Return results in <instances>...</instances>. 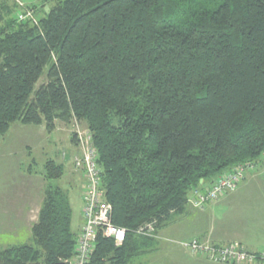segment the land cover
Here are the masks:
<instances>
[{
    "label": "trees",
    "instance_id": "obj_1",
    "mask_svg": "<svg viewBox=\"0 0 264 264\" xmlns=\"http://www.w3.org/2000/svg\"><path fill=\"white\" fill-rule=\"evenodd\" d=\"M16 11L1 4L0 137L15 123L86 124L127 230L120 247L99 235L88 264H131L156 239L138 229L158 234L193 190L264 156V0H56L38 25ZM64 174L45 163L47 181ZM32 236L0 264L74 257L67 191L47 186Z\"/></svg>",
    "mask_w": 264,
    "mask_h": 264
},
{
    "label": "crops",
    "instance_id": "obj_2",
    "mask_svg": "<svg viewBox=\"0 0 264 264\" xmlns=\"http://www.w3.org/2000/svg\"><path fill=\"white\" fill-rule=\"evenodd\" d=\"M40 127H43V131L37 130L38 133H41L45 136L47 133L45 126ZM18 131L19 132L17 134L19 135H25L29 133V130H23V128L18 129ZM25 147L26 149L23 155L26 158L24 159L25 165L21 166V168L19 169L22 171V177H24L23 188L21 192L17 196L12 195V197L0 196V203H2V205H0V239H4L1 240L3 244H10L11 242L12 244H14V240H18L23 236H25L27 240L32 239L34 243L32 228L38 221L39 212L41 210L43 200L40 197H34L35 190L32 189L35 187L32 185H28V182L31 183L34 179H43V176L40 173L34 171V169L32 168V164H28L29 160L27 159V157L32 158L33 151L31 149V146ZM72 147L73 148L71 151V155L66 154V157L64 159L63 157L61 158L60 163H63L64 166L67 163L69 164L70 174L67 176V178H69L71 182L74 181L76 183L80 179L84 183L85 179L82 176L81 172L76 171L73 165L74 157L77 153L79 154L75 142H72ZM15 151L16 149L13 150V148L11 150H4L3 156H1L2 158H0V161L3 163L2 165L10 161L7 155H17ZM34 162L35 160L32 159L30 163ZM215 181L216 180L212 182H206L204 184L205 188L203 191L208 190ZM83 187H85V183L83 184ZM256 189L262 195H264L263 163H258L256 167L248 169L245 174V178L241 181L238 188L233 193L221 198L217 202L208 204L210 205L208 208H206L205 206L203 209H195L193 207L192 210L187 209L184 212V214L186 215L185 236H178L180 240L178 241V244L179 242L181 243L197 239L200 241H206L218 245L238 242L245 246L247 250L252 252H260L264 250V205L262 207L263 210L259 209L260 207L256 204H249V199H247V196H252L253 192L255 194L259 193L254 191ZM40 190L41 188L37 190L39 194ZM82 196L83 192H81L80 196L81 205L79 223L75 229L73 228L74 211L72 209V231H75V233H73L76 235V237H78L84 224L82 213ZM224 202L228 203V210L226 212L221 209V206L224 204ZM159 233L160 230L158 231L156 239L159 237ZM13 246L20 245H11L10 247ZM180 247L183 248L184 253L188 255L189 264H216L206 259L192 255L189 250L183 247L181 244ZM169 252L175 253L172 249H169ZM144 254H147V252Z\"/></svg>",
    "mask_w": 264,
    "mask_h": 264
},
{
    "label": "rangeland",
    "instance_id": "obj_3",
    "mask_svg": "<svg viewBox=\"0 0 264 264\" xmlns=\"http://www.w3.org/2000/svg\"><path fill=\"white\" fill-rule=\"evenodd\" d=\"M4 1H6L8 5L17 10V17L20 12L25 10L32 12L34 18L37 21H39V17L41 16V13L39 14L40 10L43 13H46L56 3V0ZM4 1L0 0V7ZM45 82L46 77L44 76L39 81L37 88ZM76 124H79L80 128L88 130L86 124L83 122H77L75 120H73L71 124L57 122L54 131L47 132L44 136L37 131H43V127L35 125H21L19 123L13 124L10 130L4 136L0 137V158H2L1 156H3L4 150L6 149H16L15 153H17V155L15 156L7 155L10 161L4 165H2L3 163L0 161V196L12 197V195L17 196L21 192L23 188L24 177H22V171L19 169L21 168V166L25 165L24 159L26 158L23 156L26 149L25 146H31V149L33 151L32 158L27 157V159L29 160L28 164H32V168L34 169V171L40 173L43 176L44 165L47 161L55 160L60 163L61 158L63 157L64 159L66 157V154L71 155V151L73 148L72 142H75L76 147L78 148L77 137L74 134ZM22 128L23 130H29V133L25 135L17 134L19 132L18 129ZM77 156L78 153L74 157L73 165ZM32 159L35 160L34 163H30ZM65 166V174L61 179L49 182L43 177V179H40L41 181L38 179H34L31 183L28 182V185H32L35 187L32 189L35 190L34 193L36 196L34 195V197H40L42 200L44 199V193L49 184L53 186H59L65 191L69 192L70 203L74 211L73 228L75 229L79 223L81 205L80 196L81 192H83L85 189V187H83L85 180L84 183L80 179L76 183L74 181L71 182V180L67 178V176L70 174L69 164L67 163L65 164ZM39 188H41L40 194L37 191L39 190ZM254 191L259 192L257 189ZM256 194L253 192L252 196H247V199H249L248 203L256 204L260 207L259 209L263 210L262 207L264 205V195H262L260 192ZM0 205H2V203H0ZM209 206L210 205H207L206 208H208ZM227 206L228 203L224 202V204L221 206V209L226 212L228 210ZM187 209L192 210L193 208L187 206L186 210ZM185 217L186 215L183 213L172 218L167 223V225L160 230L159 237L156 239V241L153 242L152 247L149 248L152 251L147 252V254H141L140 256L135 257L131 261V264H189L188 255H186V253H184L183 251V248L180 247V242L178 244V241H180L178 236H185ZM73 232L75 233V231ZM1 240L4 239H0V249L10 247L11 245L34 244L32 239L27 240L25 236L19 238L18 240H14V244H12V242L10 244H3ZM169 249H172L175 253H170Z\"/></svg>",
    "mask_w": 264,
    "mask_h": 264
},
{
    "label": "built area",
    "instance_id": "obj_4",
    "mask_svg": "<svg viewBox=\"0 0 264 264\" xmlns=\"http://www.w3.org/2000/svg\"><path fill=\"white\" fill-rule=\"evenodd\" d=\"M18 19L21 22L30 21L38 25V21L30 11L20 12ZM74 134L77 137L79 150L74 167L76 171L82 172L85 179L82 196L84 224L77 237L75 255L66 261V264H88L99 235L113 240L115 246L120 247L126 240L127 230L112 223V206L105 200V193L102 190V170L98 165V151L92 133L76 124ZM258 163L264 164V156L256 162L241 164L223 173L206 191L193 190L188 198V206L203 209L208 204L233 193L244 179L247 170L256 167ZM136 233L156 238L155 223L145 224ZM180 244L192 255L216 264H264V250L252 252L238 242L218 245L193 239Z\"/></svg>",
    "mask_w": 264,
    "mask_h": 264
}]
</instances>
